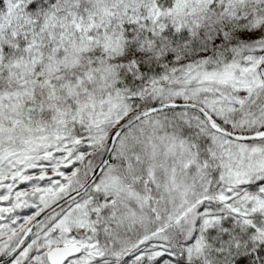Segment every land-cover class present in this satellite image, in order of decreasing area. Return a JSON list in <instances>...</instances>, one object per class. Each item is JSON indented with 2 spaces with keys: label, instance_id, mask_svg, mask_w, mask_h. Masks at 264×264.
Wrapping results in <instances>:
<instances>
[{
  "label": "snow or ice",
  "instance_id": "1",
  "mask_svg": "<svg viewBox=\"0 0 264 264\" xmlns=\"http://www.w3.org/2000/svg\"><path fill=\"white\" fill-rule=\"evenodd\" d=\"M0 264H264V0H0Z\"/></svg>",
  "mask_w": 264,
  "mask_h": 264
}]
</instances>
